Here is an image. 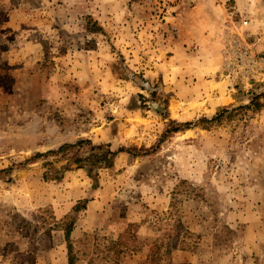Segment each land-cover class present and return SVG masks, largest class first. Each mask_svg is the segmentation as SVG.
<instances>
[{
	"label": "rangeland",
	"instance_id": "1",
	"mask_svg": "<svg viewBox=\"0 0 264 264\" xmlns=\"http://www.w3.org/2000/svg\"><path fill=\"white\" fill-rule=\"evenodd\" d=\"M261 94L264 0H0V264H264V98L199 124ZM80 139L133 151L45 181Z\"/></svg>",
	"mask_w": 264,
	"mask_h": 264
},
{
	"label": "trees",
	"instance_id": "2",
	"mask_svg": "<svg viewBox=\"0 0 264 264\" xmlns=\"http://www.w3.org/2000/svg\"><path fill=\"white\" fill-rule=\"evenodd\" d=\"M91 23L92 20L89 18L88 24L90 25ZM89 31H91V29ZM261 98H264V95H257L253 98L250 105L240 107L238 110H233L231 112L223 110L221 114L217 115L212 120L205 118L202 119L199 124L209 126L210 124L219 123L225 114L231 115L240 110H259L262 107L260 102ZM143 99L145 100L146 98L143 97ZM162 115L164 116L165 114L162 113ZM193 126V123L178 124L177 128L168 130L167 134L189 130ZM132 151V149H126L124 147L119 148L117 151H113L111 145L109 144H94L92 140L80 139L74 144H64L58 150L48 151L44 154H37L33 160L45 161L43 165L46 169L43 174V179L45 181L61 182L67 172L72 171L74 168L79 170L83 169L87 172L88 177L93 180V189H97L99 187L100 171L113 168L115 160L120 154H132ZM49 158H53V160L50 161L48 160ZM55 163L64 164L60 168H57L54 166ZM11 170L12 169H7L5 172H10ZM89 202L90 200L88 199L80 200L73 208L74 212L78 214L79 212L86 210ZM75 227L76 220L74 218H70L64 229L69 264H75V257L73 253L74 247L72 243V235Z\"/></svg>",
	"mask_w": 264,
	"mask_h": 264
}]
</instances>
